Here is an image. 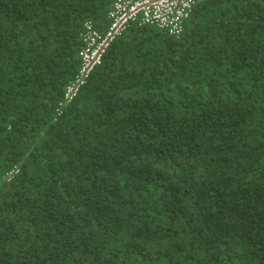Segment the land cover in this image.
<instances>
[{"label":"trees","instance_id":"1","mask_svg":"<svg viewBox=\"0 0 264 264\" xmlns=\"http://www.w3.org/2000/svg\"><path fill=\"white\" fill-rule=\"evenodd\" d=\"M111 6L0 0V264H264V0L131 23L62 106Z\"/></svg>","mask_w":264,"mask_h":264},{"label":"built area","instance_id":"2","mask_svg":"<svg viewBox=\"0 0 264 264\" xmlns=\"http://www.w3.org/2000/svg\"><path fill=\"white\" fill-rule=\"evenodd\" d=\"M203 0H112L109 11L110 25L105 33H100L92 22L85 24L80 50L79 72L66 87L62 106L70 103L87 82L93 70L101 64L104 54L111 44L120 37L131 23L154 25L178 37L184 29L185 21L192 10ZM17 169L5 174L9 181ZM2 178L0 177V182Z\"/></svg>","mask_w":264,"mask_h":264}]
</instances>
